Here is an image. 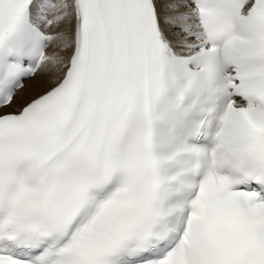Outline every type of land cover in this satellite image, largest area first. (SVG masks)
Segmentation results:
<instances>
[{"label":"snow or ice","instance_id":"snow-or-ice-1","mask_svg":"<svg viewBox=\"0 0 264 264\" xmlns=\"http://www.w3.org/2000/svg\"><path fill=\"white\" fill-rule=\"evenodd\" d=\"M0 264H264V0H0Z\"/></svg>","mask_w":264,"mask_h":264},{"label":"bare ground","instance_id":"bare-ground-1","mask_svg":"<svg viewBox=\"0 0 264 264\" xmlns=\"http://www.w3.org/2000/svg\"><path fill=\"white\" fill-rule=\"evenodd\" d=\"M29 84H31V82H27V83H26V88L28 87Z\"/></svg>","mask_w":264,"mask_h":264}]
</instances>
